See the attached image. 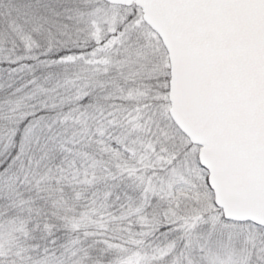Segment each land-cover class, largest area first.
Segmentation results:
<instances>
[{
	"label": "snow or ice",
	"instance_id": "6c2138e0",
	"mask_svg": "<svg viewBox=\"0 0 264 264\" xmlns=\"http://www.w3.org/2000/svg\"><path fill=\"white\" fill-rule=\"evenodd\" d=\"M0 264H264V0H0Z\"/></svg>",
	"mask_w": 264,
	"mask_h": 264
}]
</instances>
